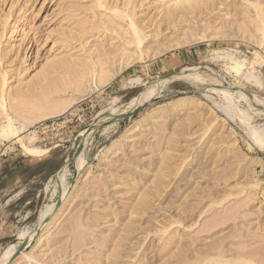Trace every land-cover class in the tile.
<instances>
[{"label":"rangeland","instance_id":"1","mask_svg":"<svg viewBox=\"0 0 264 264\" xmlns=\"http://www.w3.org/2000/svg\"><path fill=\"white\" fill-rule=\"evenodd\" d=\"M188 67L199 77L165 81L130 110L145 86ZM102 71L51 143L25 135L44 156L0 137V257L14 249L0 262L264 264V149L248 132L264 130V0H0V128ZM109 103L127 114L75 144ZM51 152L60 165L40 173ZM38 227L18 252V232Z\"/></svg>","mask_w":264,"mask_h":264},{"label":"bare ground","instance_id":"2","mask_svg":"<svg viewBox=\"0 0 264 264\" xmlns=\"http://www.w3.org/2000/svg\"><path fill=\"white\" fill-rule=\"evenodd\" d=\"M131 24H132V22H131ZM131 26V25H130ZM131 30L133 31V33H134V35L136 36V38H137V40L139 41V42H141L140 41V34H139V31L137 30V28L133 25L132 27H131ZM204 34H201V35H199V37H192V38H184L183 40H181V41H178L177 43H176V46L175 47H179V46H181L182 44H190V43H192V42H194L195 40H197L198 38L200 39V40H202L203 38H204ZM208 35H206L205 37H207ZM208 39V38H207ZM206 39V40H207ZM195 43V42H194ZM161 51V50H160ZM160 51L158 52V51H156L155 52V54H153V52H152V55L151 56H153V55H156V53H160ZM144 53V52H143ZM147 55H148V53H146ZM225 55H226V57H229L230 59H235L233 56H232V54L231 53H228V52H226L225 53ZM134 56H136V55H134ZM150 56V57H151ZM137 58L136 59H139V57L138 56H136ZM134 58V57H133ZM132 59V58H131ZM128 60H130V59H128ZM133 60V59H132ZM140 60V59H139ZM127 61V60H126ZM135 61V60H134ZM234 61H236V60H234ZM123 62V61H122ZM125 62V61H124ZM127 64H128V61L126 62ZM129 63H131V61L129 62ZM125 66H127L126 64H124ZM118 67V66H117ZM120 68H123L122 67V65H120ZM119 68V69H120ZM115 69V68H114ZM117 69V68H116ZM210 69V68H209ZM102 70V69H101ZM104 70V69H103ZM121 70V69H120ZM119 70V71H120ZM181 70V69H180ZM111 71H113V70H111ZM114 71H116V70H114ZM104 71H102V72H100V76L99 77H104V75H105V77H104V79H97V78H94V79H97V80H92V83L90 82V84H89V86L87 85V86H85L84 87V89L82 88V90H85V91H83V93H78V94H76V93H73V94H71L68 98H67V100L65 101V102H63V103H58V105L56 106V108L54 107V106H52V110H50V111H48V112H46V113H42V115H38V117L36 116V117H34V116H32V118H31V116L29 117L30 119H28V118H26L27 116H24L25 117V119H23V118H21L19 121H20V125L19 126H17V125H15V123H14V120H18V118H16V116L15 117H11V116H6V120H7V122H6V124L4 125L3 124V126L0 128V137H2V138H4V139H6L7 140V142H10V143H13V142H21V145L20 146H22V148L25 150V151H27V152H30V153H33V154H35V155H39V154H42L43 152H46V148L44 149V148H42V147H29L26 143H25V141L23 142V138L25 137V135H27V134H29V133H31L32 135H31V137L30 136H28L27 138H31L32 139V137L35 135L34 134V131L32 130V128H34V126L37 124V123H39V121H41V120H44V119H48V118H51V117H54V116H59V115H61V114H64V113H66L67 111H69L70 110V108L72 107V105L73 104H75L77 101H79V100H81V98H85V96H87V95H89V91H92L94 88H96V87H98V86H102L103 84H105V81H107V80H105L106 78H109L107 75L108 74H104L103 73ZM101 73L103 74V75H101ZM116 73V72H115ZM109 76H111V75H109ZM197 77H199V75H197V74H194V72H193V69L192 68H184V69H182L181 70V72L180 73H172V74H168L167 76H165V78H163L162 80H159V81H156L155 83H154V85H147V86H145L144 88H143V90L141 91V93L140 94H138L137 96H135L132 100H131V102L129 103V105H130V110H133L134 108H136L137 106H138V104H140L141 102L143 103L144 101L146 102V100H148L150 97H154V95H156L158 92H159V90L161 89L160 88V86H161V84L163 83L164 84V82L165 81H168V80H172V79H189V78H197ZM246 77V76H245ZM112 78H113V76H112ZM245 79V78H244ZM247 79L248 80H254L257 84H259V85H261L260 84V78L258 79L256 76H255V74H248L247 75ZM109 81H110V79H108ZM167 83V82H166ZM200 83V82H199ZM255 83V84H256ZM254 84V85H255ZM263 84V83H262ZM83 85V84H82ZM219 85V84H218ZM84 86V85H83ZM105 86V85H104ZM219 88L221 87V85L220 86H218ZM260 87V86H259ZM81 89V88H80ZM218 89V88H217ZM222 89V88H221ZM221 89H219L218 91H220L221 92ZM215 90V89H214ZM223 90V89H222ZM226 90V89H225ZM81 91V90H80ZM79 91V92H80ZM236 91H238V90H236ZM235 91V92H236ZM223 92V91H222ZM224 92H226V91H224ZM243 93V92H242ZM87 94V95H86ZM226 94V93H225ZM245 94H247V93H245ZM244 94V95H245ZM85 95V96H84ZM251 95H253V94H251ZM226 96V95H225ZM246 96V95H245ZM88 97V96H87ZM180 97V96H179ZM190 97V96H189ZM240 97V96H239ZM247 97V96H246ZM227 99H229V97H226ZM249 98V97H248ZM247 98V99H248ZM179 99V98H178ZM231 99V98H230ZM237 99V98H236ZM114 100H116V99H114ZM176 100V99H175ZM190 100V99H189ZM196 100H197V98H196ZM229 101V100H228ZM144 102V103H145ZM185 102V101H184ZM197 102V101H196ZM235 102H236V100H235ZM113 103V102H112ZM108 104L107 106L108 107H110V110L107 112L105 109H102V110H100V111H98V112H96V114L94 115V117H93V121H92V124H91V126H89L88 128H86L85 130H83V131H78V134L76 135V138L74 139L75 140V144H78L81 148H84V146H86V144L87 143H89L88 141V136L97 128V127H99V126H101V125H105V127H109V126H111L114 122H115V119H117L119 116H121V115H123V116H121L119 119H121L122 117H124L125 116V114H127V112L126 111H128V110H124V109H120L119 107H115V105L114 104ZM189 103V102H188ZM246 103V102H245ZM251 104V103H250ZM128 105V106H129ZM171 105V104H170ZM184 105V104H183ZM191 105V104H190ZM216 105V104H215ZM218 105L220 106V108H221V106L222 105H220L219 103H218ZM248 105V104H247ZM251 105H253V104H251ZM250 105V106H251ZM225 106V105H224ZM224 106H222L223 108H224ZM249 106V105H248ZM53 107L55 108V109H53ZM218 107V106H217ZM257 107V106H256ZM158 108V107H157ZM177 108V107H176ZM188 108V107H187ZM225 108H226V106H225ZM262 108V107H261ZM228 109V108H227ZM235 109V108H234ZM238 109V108H237ZM122 110H124V111H122ZM239 110H241L240 108H239ZM260 110H262V109H260ZM47 111V110H46ZM228 111V110H227ZM226 111V112H227ZM237 111V110H236ZM241 111H243V110H241ZM131 112V111H130ZM150 112V111H149ZM222 112H224L223 111V109H222ZM226 112L224 113L226 116L228 115V114H226ZM230 112H232V115H233V113H235V112H233V110H231ZM239 112V111H238ZM245 112V111H244ZM244 112H242V114L241 115H243L244 116ZM155 113V112H154ZM244 113V114H243ZM40 114V113H39ZM147 114V113H146ZM231 114V113H230ZM236 114V113H235ZM129 115V114H128ZM145 115V114H144ZM149 115V114H148ZM237 115V114H236ZM231 116V115H230ZM229 115H228V117H230ZM22 117V116H21ZM245 117H246V114H245ZM245 117H243V118H245ZM140 118H142V116L140 117ZM230 118H232V117H230ZM249 118V117H248ZM118 119V120H119ZM233 119V118H232ZM246 119V118H245ZM240 120H242V121H244V119H240ZM247 121V119L244 121L245 122V124L248 122H246ZM136 122V121H135ZM138 123V122H137ZM132 125V124H131ZM135 126V125H134ZM140 126V125H139ZM248 126V125H247ZM104 127V128H105ZM249 127V126H248ZM98 129V128H97ZM103 129V128H102ZM128 129V128H127ZM129 129H130V127H129ZM248 129V128H247ZM250 129H251V127H250ZM250 129H248V132H249V136L250 137H252V139H254L255 140V143L259 146V147H261V149L263 148L264 149V134H263V131L264 130H261V129H258V131L259 130H261V132H262V134H260L259 132L257 133V131L255 130H250ZM250 130V131H249ZM254 131V132H253ZM257 134H256V133ZM122 137V136H121ZM122 139V138H121ZM28 140V139H27ZM73 144V143H72ZM4 147H6V146H8L7 144H4L3 145ZM32 146V145H31ZM72 146V145H71ZM2 149V148H1ZM5 149V148H4ZM72 150V149H71ZM69 155V154H68ZM67 158V157H66ZM65 162H66V160H65ZM84 162V161H83ZM68 166V165H67ZM79 169V168H78ZM78 171V170H77ZM59 172V171H58ZM62 173H63V175L65 176V175H67L68 174V170H67V167H66V163H63V166H62V171H61ZM58 175V174H57ZM63 175H61V178H62V176ZM65 179H67V178H65ZM59 183V182H58ZM56 185V184H55ZM59 185H57V187H58ZM55 190V189H54ZM58 191L60 192V195L62 196H64V194H65V192H64V190L61 188V186H59V188H58ZM58 195H59V193H58ZM58 196V198H57V202H58V200H59V198L61 197V196ZM57 202H56V204H57ZM48 206V205H47ZM50 212L51 211H49V209L48 210H45V211H43L42 212V214L40 215V217H39V219L40 220H42V219H44L45 217H47V218H49V217H51L52 216V213L50 214ZM38 216H39V214H37ZM39 229H41L40 227H38L37 229H35V230H32V231H28V230H22V231H19L18 232V234H17V240H18V242H20L21 243V247H20V250H22V249H24L26 246H27V244L30 242V240H31V238L33 237V236H35L36 235V233H37V231H39ZM8 249V248H7ZM13 251H14V249L12 248V249H9L6 253H5V255H3V257H2V260H1V262L3 261V262H7V261H9V259H10V256L12 255V253H13ZM1 257H0V259H1ZM0 262V264H2ZM249 262V261H248ZM248 264V263H247Z\"/></svg>","mask_w":264,"mask_h":264},{"label":"built area","instance_id":"3","mask_svg":"<svg viewBox=\"0 0 264 264\" xmlns=\"http://www.w3.org/2000/svg\"><path fill=\"white\" fill-rule=\"evenodd\" d=\"M70 120V113H67L38 123L33 129L37 141L44 144L51 143V141L59 134V130L66 127ZM54 131L55 134L53 136L55 137L53 138L49 133Z\"/></svg>","mask_w":264,"mask_h":264},{"label":"crops","instance_id":"4","mask_svg":"<svg viewBox=\"0 0 264 264\" xmlns=\"http://www.w3.org/2000/svg\"><path fill=\"white\" fill-rule=\"evenodd\" d=\"M44 153H42V154H39V155H42V156H44L43 155ZM39 155H36V156H39ZM46 159V162H47V164H48V167H45L44 168V170L42 171V172H40V173H43V172H50V170H51V168H49V165H53V164H55V163H57V165L59 164L60 165V162L61 161H59V158H61V157H59V156H56V155H54L53 154V152H51L49 155H47V157H45ZM54 160V161H53ZM13 195H12V193H11V197H12ZM9 200V199H8Z\"/></svg>","mask_w":264,"mask_h":264},{"label":"water","instance_id":"5","mask_svg":"<svg viewBox=\"0 0 264 264\" xmlns=\"http://www.w3.org/2000/svg\"><path fill=\"white\" fill-rule=\"evenodd\" d=\"M181 71H180V69L178 70V71H176V73H180ZM78 172H76L75 171V175L74 176H76V174H77ZM62 202V197H60L59 198V200H58V202H57V204H56V208L60 205V203ZM48 221V218H46V219H44L43 220V223H42V226L46 223ZM20 251V249L18 250V252ZM17 252V253H18Z\"/></svg>","mask_w":264,"mask_h":264}]
</instances>
